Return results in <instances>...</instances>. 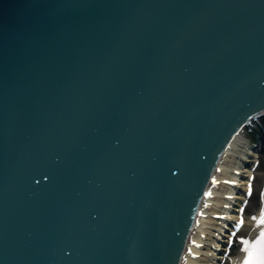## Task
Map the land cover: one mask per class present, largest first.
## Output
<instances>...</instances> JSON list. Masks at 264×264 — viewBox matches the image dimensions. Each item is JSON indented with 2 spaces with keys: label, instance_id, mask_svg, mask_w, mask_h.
I'll list each match as a JSON object with an SVG mask.
<instances>
[{
  "label": "water",
  "instance_id": "95a60500",
  "mask_svg": "<svg viewBox=\"0 0 264 264\" xmlns=\"http://www.w3.org/2000/svg\"><path fill=\"white\" fill-rule=\"evenodd\" d=\"M257 112L264 0H0V264H177Z\"/></svg>",
  "mask_w": 264,
  "mask_h": 264
},
{
  "label": "bare ground",
  "instance_id": "6f19581e",
  "mask_svg": "<svg viewBox=\"0 0 264 264\" xmlns=\"http://www.w3.org/2000/svg\"><path fill=\"white\" fill-rule=\"evenodd\" d=\"M249 185L252 193H261L263 202L248 198ZM263 187L264 112H257L226 141L195 206L177 253V264H222V251L232 235L227 228H232L231 222L235 223L240 209L247 219L242 230L252 228L255 206H264Z\"/></svg>",
  "mask_w": 264,
  "mask_h": 264
},
{
  "label": "snow or ice",
  "instance_id": "6c2138e0",
  "mask_svg": "<svg viewBox=\"0 0 264 264\" xmlns=\"http://www.w3.org/2000/svg\"><path fill=\"white\" fill-rule=\"evenodd\" d=\"M172 175L175 176V173H172ZM212 183L215 185L216 181L213 180ZM225 183L234 185L236 182L235 181H225ZM247 194L249 196L251 195L250 185H249V191ZM228 199H231V197H228ZM225 207H228V205H225ZM240 211L242 212L243 209H240ZM220 219H226V218L220 217ZM242 224H243V219L241 218L237 222L236 227H240ZM258 226L264 227V211H262L260 214ZM241 243L245 245L242 251L246 254L245 258L243 259V264H264V232L260 233L259 239H257L254 244H250L249 241L247 240H242Z\"/></svg>",
  "mask_w": 264,
  "mask_h": 264
}]
</instances>
